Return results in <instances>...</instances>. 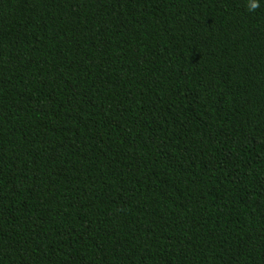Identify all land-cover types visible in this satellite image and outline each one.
<instances>
[{
	"label": "trees",
	"instance_id": "1",
	"mask_svg": "<svg viewBox=\"0 0 264 264\" xmlns=\"http://www.w3.org/2000/svg\"><path fill=\"white\" fill-rule=\"evenodd\" d=\"M0 0V264H264V0Z\"/></svg>",
	"mask_w": 264,
	"mask_h": 264
},
{
	"label": "clouds",
	"instance_id": "2",
	"mask_svg": "<svg viewBox=\"0 0 264 264\" xmlns=\"http://www.w3.org/2000/svg\"><path fill=\"white\" fill-rule=\"evenodd\" d=\"M258 6V0H250L249 10H255Z\"/></svg>",
	"mask_w": 264,
	"mask_h": 264
}]
</instances>
